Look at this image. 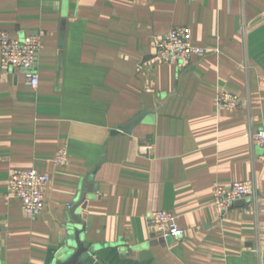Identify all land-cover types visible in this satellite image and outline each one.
Returning a JSON list of instances; mask_svg holds the SVG:
<instances>
[{
  "label": "crops",
  "instance_id": "1",
  "mask_svg": "<svg viewBox=\"0 0 264 264\" xmlns=\"http://www.w3.org/2000/svg\"><path fill=\"white\" fill-rule=\"evenodd\" d=\"M178 26L205 53L163 62L155 39ZM0 30L42 39L37 86L0 67V264H54L82 198L86 264H258L264 0H0ZM219 90L250 103L220 107ZM15 169L51 177L35 219L10 194ZM249 179L257 206L239 200L218 214L214 187ZM155 210L184 235L155 234Z\"/></svg>",
  "mask_w": 264,
  "mask_h": 264
},
{
  "label": "built area",
  "instance_id": "2",
  "mask_svg": "<svg viewBox=\"0 0 264 264\" xmlns=\"http://www.w3.org/2000/svg\"><path fill=\"white\" fill-rule=\"evenodd\" d=\"M42 39L35 34L21 38H12L8 32L0 30V67L2 71L21 69L26 72L30 84L35 87L39 83L36 70ZM156 56L167 63H187L195 55H202L205 49L192 41L189 27L178 26L167 34L155 39ZM218 106L239 108L250 103L249 97L219 90L216 94ZM253 141L262 148L264 160V120L252 136ZM68 159L66 144L58 149L55 163L64 165ZM51 177L37 169H15L11 173L10 194L22 201L26 215L32 219L40 216L45 207V192ZM214 208L218 214H223L239 200H249L254 207L258 204V190L254 179L234 181L229 185L217 184L214 187ZM148 227L165 238L179 239L184 230L178 225L175 217L165 210H155L147 216ZM258 264H264V250L256 246Z\"/></svg>",
  "mask_w": 264,
  "mask_h": 264
},
{
  "label": "water",
  "instance_id": "3",
  "mask_svg": "<svg viewBox=\"0 0 264 264\" xmlns=\"http://www.w3.org/2000/svg\"><path fill=\"white\" fill-rule=\"evenodd\" d=\"M140 118V115L137 116L128 125L120 129L124 132H130L132 127L140 121ZM84 200L85 198H82L70 204L69 213L77 225L69 227L66 247L58 253L54 264H86V260L93 250V247L84 240L83 230L80 228Z\"/></svg>",
  "mask_w": 264,
  "mask_h": 264
}]
</instances>
